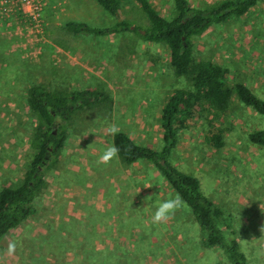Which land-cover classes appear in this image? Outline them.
Returning <instances> with one entry per match:
<instances>
[{"label": "rangeland", "instance_id": "rangeland-1", "mask_svg": "<svg viewBox=\"0 0 264 264\" xmlns=\"http://www.w3.org/2000/svg\"><path fill=\"white\" fill-rule=\"evenodd\" d=\"M187 1L206 8L221 0ZM149 2L162 17L174 16L173 0ZM119 18L148 25L135 0H121ZM69 21L102 28L115 18L94 0H50L38 32L23 22L0 28V190L22 182L35 152L30 86L99 90L110 98V105L80 111L68 123L64 147L44 172L36 213L1 240L0 264H230L219 249L202 247L185 204L166 224L151 222L158 204L176 196L154 165L97 163L112 144V123L135 143L161 149V111L175 90L191 88L173 75L169 50L129 32L73 36L63 30ZM192 45L195 61L224 69L227 87L243 83L264 99V0L242 17L211 26ZM255 130H264V117L233 96L218 120L199 116L179 132L170 162L196 177L204 194L232 216L248 264H264V146L247 139ZM220 131L217 149L207 139ZM12 241L16 254L8 256Z\"/></svg>", "mask_w": 264, "mask_h": 264}, {"label": "trees", "instance_id": "trees-1", "mask_svg": "<svg viewBox=\"0 0 264 264\" xmlns=\"http://www.w3.org/2000/svg\"><path fill=\"white\" fill-rule=\"evenodd\" d=\"M94 1L113 16L115 22L101 28L69 21L63 26L66 33L106 37L129 32L144 42L163 44L169 50L173 75L186 78L191 86L190 89L175 90L161 111V149L139 145L123 132L112 137V144L120 149L119 164L129 167L143 161L154 165L174 193L182 197L199 228L202 247L219 249L230 264H248L239 249L232 216L204 194L196 177L174 167L170 157L179 132L187 129L191 120L204 115L218 120L230 109L233 96L243 106L264 117V99L243 83L227 87L224 69L195 61L192 45V40L211 26L244 16L260 0H221L206 8L192 7L187 0H173L174 16L170 20L162 17L149 0H135L148 21L146 27L119 18L121 0ZM26 104L36 118L30 138L35 152L22 182L0 190V243L5 235L36 213L35 199L46 187L44 172L54 164L64 147L68 123L80 111L100 104L110 105V98L99 90H68L39 83L28 88ZM221 132L207 139L217 149L223 146ZM247 139L253 145L264 146V130L249 133Z\"/></svg>", "mask_w": 264, "mask_h": 264}, {"label": "clouds", "instance_id": "clouds-1", "mask_svg": "<svg viewBox=\"0 0 264 264\" xmlns=\"http://www.w3.org/2000/svg\"><path fill=\"white\" fill-rule=\"evenodd\" d=\"M120 128L117 124L112 123L108 127V132L110 135L115 136L119 134ZM119 152L120 149L115 144L107 145L105 150L100 155L97 163L102 165H110L112 162H119ZM146 187H150L146 186ZM157 195V193H152L150 196L144 197L141 201V207H148L147 201L152 199V196ZM182 197L177 194L175 197L163 200L158 204L151 217V222L156 225L166 224L168 221L174 218L176 212L183 207ZM261 209H264V205H260ZM259 231L264 234V226H262ZM252 239H256L253 237ZM17 244L15 241L9 242L7 245L6 253L8 256H14L16 254Z\"/></svg>", "mask_w": 264, "mask_h": 264}, {"label": "built area", "instance_id": "built-area-1", "mask_svg": "<svg viewBox=\"0 0 264 264\" xmlns=\"http://www.w3.org/2000/svg\"><path fill=\"white\" fill-rule=\"evenodd\" d=\"M50 0H0V28H19L25 23L38 30Z\"/></svg>", "mask_w": 264, "mask_h": 264}]
</instances>
